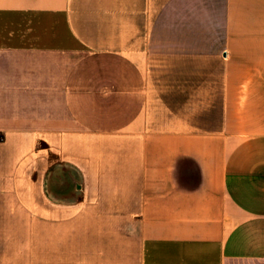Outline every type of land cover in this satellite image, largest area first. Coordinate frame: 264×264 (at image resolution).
Here are the masks:
<instances>
[{"label": "crops", "instance_id": "obj_1", "mask_svg": "<svg viewBox=\"0 0 264 264\" xmlns=\"http://www.w3.org/2000/svg\"><path fill=\"white\" fill-rule=\"evenodd\" d=\"M0 264H264V0H0Z\"/></svg>", "mask_w": 264, "mask_h": 264}]
</instances>
